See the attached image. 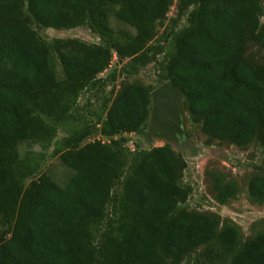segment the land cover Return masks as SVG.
I'll list each match as a JSON object with an SVG mask.
<instances>
[{"label": "trees", "instance_id": "16d2710c", "mask_svg": "<svg viewBox=\"0 0 264 264\" xmlns=\"http://www.w3.org/2000/svg\"><path fill=\"white\" fill-rule=\"evenodd\" d=\"M174 2L0 0V264H264V222L241 242L236 226L185 207L191 188L181 152L127 147L126 135L151 140V93L168 80L203 135L264 146V64L246 57L250 43L264 46L263 0H179L157 38ZM32 23L84 27L100 44L48 42ZM114 56L127 60V77L154 62L158 85L126 81L82 113L79 98L106 86L99 76ZM94 134L109 140L90 141ZM23 144L38 150L21 153ZM52 146L69 172L62 184L35 177ZM213 188L221 204L239 192L222 175ZM247 195L264 206V174L250 178Z\"/></svg>", "mask_w": 264, "mask_h": 264}, {"label": "rangeland", "instance_id": "374dc122", "mask_svg": "<svg viewBox=\"0 0 264 264\" xmlns=\"http://www.w3.org/2000/svg\"><path fill=\"white\" fill-rule=\"evenodd\" d=\"M178 1L175 0L167 19L157 27V38L170 30L172 20L177 17ZM184 25L185 17L181 19L175 28L180 29ZM111 26L115 30L127 29L125 25L116 22L114 19H111ZM32 28L42 39L48 42L54 39H78L89 44H100L99 38L84 27L74 30H54L44 29L32 23ZM152 45L157 46V41H154ZM164 47L166 48V46ZM246 57L254 64H264V46L250 43ZM158 59L160 60L161 57L159 56ZM126 61L116 56L112 58L108 70L99 76L100 79H108L106 86H98L92 91L83 93L79 98L82 113H86L88 109L99 108L105 98L112 99L116 91L126 81H139L145 86L158 85V72L154 62L139 69L137 75L127 77L123 72ZM57 72L59 73V69H57ZM184 113L187 117L185 136L190 142L185 151L175 144L161 139H153L149 133V122L146 128L151 140L147 141L136 134L126 135L128 149L136 151L139 146L141 149L149 150L153 147H162L169 144L174 151L181 152L187 163L183 182L191 188V194L185 203V207L190 211L217 215L222 223L236 226L240 232L241 242L253 238L255 234L262 231L264 206L253 204L249 200L247 187L252 176L264 174V146L258 140L246 148H238L226 142L211 140L202 134L199 124L192 123L187 113L185 111ZM64 137L65 133L62 131L57 135L58 140ZM89 140L107 142L109 139L94 134ZM30 149L38 150V147L30 144H23L20 147L21 153ZM53 149L52 146L46 153L41 170L35 177L37 178L42 173H46L62 184L69 177V172L63 167L59 157L52 155ZM219 175L223 176L225 182H232L239 191L236 196L229 198L225 204L217 201L216 192L213 188L214 178ZM116 190H120V184L117 185ZM201 251H196L189 260L194 257L198 258ZM182 264L188 263L185 261Z\"/></svg>", "mask_w": 264, "mask_h": 264}, {"label": "water", "instance_id": "95a60500", "mask_svg": "<svg viewBox=\"0 0 264 264\" xmlns=\"http://www.w3.org/2000/svg\"><path fill=\"white\" fill-rule=\"evenodd\" d=\"M183 94L168 80L151 93L149 133L153 139L175 144L181 149L189 146L185 136L187 117L182 108Z\"/></svg>", "mask_w": 264, "mask_h": 264}, {"label": "flooded vegetation", "instance_id": "af4514ba", "mask_svg": "<svg viewBox=\"0 0 264 264\" xmlns=\"http://www.w3.org/2000/svg\"><path fill=\"white\" fill-rule=\"evenodd\" d=\"M179 148H180V147H179ZM180 149H181V148H180ZM182 150H184V151H185V150H186V148H185V149H182Z\"/></svg>", "mask_w": 264, "mask_h": 264}]
</instances>
